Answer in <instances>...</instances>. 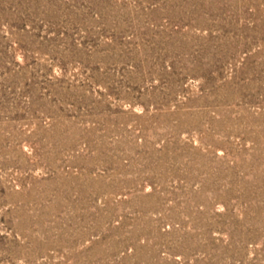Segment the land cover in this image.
Listing matches in <instances>:
<instances>
[{"label": "rangeland", "instance_id": "1", "mask_svg": "<svg viewBox=\"0 0 264 264\" xmlns=\"http://www.w3.org/2000/svg\"><path fill=\"white\" fill-rule=\"evenodd\" d=\"M0 264H264V0H0Z\"/></svg>", "mask_w": 264, "mask_h": 264}]
</instances>
